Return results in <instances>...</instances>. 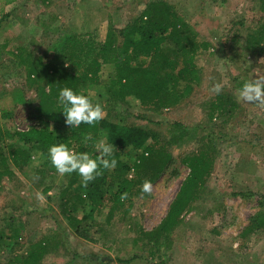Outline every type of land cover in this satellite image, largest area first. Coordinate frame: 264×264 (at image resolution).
I'll use <instances>...</instances> for the list:
<instances>
[{
    "label": "rangeland",
    "instance_id": "obj_1",
    "mask_svg": "<svg viewBox=\"0 0 264 264\" xmlns=\"http://www.w3.org/2000/svg\"><path fill=\"white\" fill-rule=\"evenodd\" d=\"M148 1L51 0L47 4L43 0H15L3 5L0 43L7 42L6 50L27 46L45 54L47 44L61 43L65 35L73 32L92 33L96 40L103 41L110 23L117 28L124 27ZM164 1L185 17L200 40L210 43L208 49L199 50L195 57L201 81L192 94L176 106L153 110L132 97L126 105H117L106 98L102 87L87 93L91 94L93 103L102 105L111 120L126 110L136 114L140 124L164 137L175 122L183 123L188 131L184 130L183 140L171 146L174 160L152 182L151 195L135 190L130 202L115 209L111 218L110 207L104 206L102 211L80 223L81 231L69 225L59 197L73 173L60 176L49 155L37 150L23 168L11 164L13 175H5L0 181V226L11 223L6 231L12 235L13 224L21 223L25 241L40 237L66 240V248L60 246L56 252L51 251L42 264H93L91 258H80V254L108 256L112 258L111 264H123L117 258L131 259L130 264H264V229L241 236L253 216L259 210L264 213V109L237 98L246 81L264 75V62H260L264 53L247 49V35L264 24V0ZM44 24L50 28L46 29ZM2 59L0 110L7 108L9 113L0 111V124L25 129L37 121L31 115L32 107L13 102V92L21 89L26 73L9 55H3ZM110 69V66L105 68L103 80ZM216 83L222 85L218 94L212 90ZM25 95L32 101L38 98L35 88H28ZM217 99L229 110L215 112L210 118L212 102ZM177 135L170 133L166 140L177 141ZM203 136L214 139V168L199 199L179 215L183 222L172 232L171 246L161 247L156 255L161 258L151 257L144 239L137 242L134 239L143 237L141 227L150 231L166 216L189 173L181 157L201 151ZM101 138L107 141L104 133L97 140ZM3 152L8 155L7 148ZM133 152L123 156L133 157ZM47 185L51 191L46 194L43 190ZM125 209L128 211L124 216ZM76 215L79 218L83 214L79 211ZM29 244L16 246L14 251L2 250L0 264H5L15 252L26 251Z\"/></svg>",
    "mask_w": 264,
    "mask_h": 264
},
{
    "label": "trees",
    "instance_id": "obj_2",
    "mask_svg": "<svg viewBox=\"0 0 264 264\" xmlns=\"http://www.w3.org/2000/svg\"><path fill=\"white\" fill-rule=\"evenodd\" d=\"M13 1L0 0V20L4 15L3 5ZM43 2L49 4L51 0ZM262 6L264 11V4ZM44 27L49 29L50 25L44 24ZM61 41L53 46L47 44L45 54L30 50L27 46L6 50L7 42L0 43V65L4 63L3 55L7 54L26 73L21 89L13 92V102L32 107L31 115L37 121L25 129H12L0 124V181L5 175H13L11 164L23 168L31 161L36 150L49 155V148L61 143L78 153L88 152L95 158L99 153L94 143L99 134L104 133L107 143L115 148V169H102L103 174L89 182L87 188L82 186L79 174L73 172L69 184L59 194L62 213L69 225L81 231L83 227L80 223L93 217L95 212L102 211L104 206L110 207L111 218L115 209L130 202L135 190L141 191L145 180H158L174 160L171 146L183 140L188 127L175 122L168 127V135L164 137L149 126L140 124L136 114L124 110L116 115L115 120L108 115L95 125L81 124L78 128H72L65 123L63 105L59 101L60 90L68 87L77 94L88 95L87 91L102 87L106 98L117 105H126L128 98L132 97L149 109L171 108L188 98L201 81V70L195 57L199 50L208 49L210 43L200 40L195 28L164 0L148 1L146 7L122 28L110 23L103 41L96 40L92 33L77 32L65 35ZM247 49L264 53V24L247 35ZM107 66L111 69L106 80H103L102 73ZM28 88L37 90L38 98L35 101L26 97ZM211 106L210 118L215 116V112L229 110L221 99L214 100ZM0 111L9 113L7 108ZM49 125L53 126V130L48 129ZM170 133L174 136L178 134L175 138L177 141L171 138L166 140ZM88 134L92 135L93 140L85 143L84 137ZM214 145L213 138L203 136L201 151L181 157L189 173L166 216L158 227L150 231L141 227L143 237L141 235L134 239L135 242L144 239L150 249L149 256L161 258V255H156L161 252V247L171 246L172 232L183 222L179 215L199 199L214 168ZM5 148L8 155L3 152ZM131 151H134L133 157L123 156L132 154ZM9 160L12 163H8ZM49 191L51 186L47 185L43 193ZM124 192L128 193V198L121 201L120 196ZM79 211L83 215L78 218L76 213ZM127 211L123 210L122 214L125 216ZM9 224L0 226V252L14 251L16 246L30 244L21 254L13 253L5 264H42L51 251L56 252L60 246L66 248V240L61 237L25 241L21 223L13 224L14 233L8 235L6 230ZM262 229L264 213L259 210L242 230L241 236ZM82 236H85L83 231ZM79 257L91 258L93 264L112 263L111 257L98 254H80ZM130 260L117 258L123 264H130Z\"/></svg>",
    "mask_w": 264,
    "mask_h": 264
},
{
    "label": "clouds",
    "instance_id": "obj_3",
    "mask_svg": "<svg viewBox=\"0 0 264 264\" xmlns=\"http://www.w3.org/2000/svg\"><path fill=\"white\" fill-rule=\"evenodd\" d=\"M260 62H264V58ZM212 90L218 94L222 90V85L216 83ZM237 98L239 101L255 104L264 109V75H258L246 81L239 89ZM59 101L63 105L65 123L72 128H78L81 124L95 125L106 116L102 105L98 102L93 103L91 94H77L71 88L65 87L59 92ZM48 129L53 130V126L49 125ZM92 140L91 134L84 137L85 143ZM94 148L99 153L95 158L88 152L78 153L70 149L68 145L61 143L49 148V157L60 176L76 172L81 177L82 186L87 188L89 182L103 174L102 169L113 170L117 165V160L114 158V145L107 143L105 138L95 141ZM34 179L38 180L39 177H34ZM153 190L152 182L145 180L141 191L151 195ZM127 198V192L120 196L121 201Z\"/></svg>",
    "mask_w": 264,
    "mask_h": 264
}]
</instances>
